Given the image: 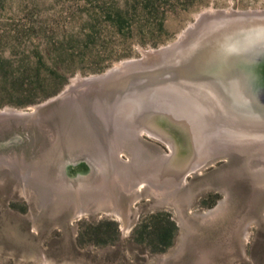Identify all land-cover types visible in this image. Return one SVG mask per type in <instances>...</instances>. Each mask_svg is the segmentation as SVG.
Masks as SVG:
<instances>
[{"label": "rangeland", "instance_id": "1", "mask_svg": "<svg viewBox=\"0 0 264 264\" xmlns=\"http://www.w3.org/2000/svg\"><path fill=\"white\" fill-rule=\"evenodd\" d=\"M208 9L262 10L264 0H0V110L29 114L0 117V264H264L261 127L237 137L217 125L190 146L177 130L163 134L166 125L138 119L123 130L114 112L103 124L84 111L96 136L73 122L62 98L52 99L75 77L175 41ZM148 91L147 103L172 104L164 89ZM75 95L91 102L88 93ZM254 134L262 136L252 142ZM82 160L85 168L72 171ZM168 224L161 248L153 232Z\"/></svg>", "mask_w": 264, "mask_h": 264}, {"label": "bare ground", "instance_id": "2", "mask_svg": "<svg viewBox=\"0 0 264 264\" xmlns=\"http://www.w3.org/2000/svg\"><path fill=\"white\" fill-rule=\"evenodd\" d=\"M237 11H239V10H231V9H228V10H226V9L225 10H209V9L205 10L197 16L196 21L194 23H191L188 28L183 30L178 35V37L175 41H173L167 45L160 46L159 48L142 51V56L140 58L125 60V61H122L120 63H117L115 66H113L112 68L108 69L107 71H105L101 74H95V75H91L88 77H75L73 79L72 83L70 85H68L62 93H60L56 97H53L52 99L62 98L63 104H68L67 106L71 107V111L75 112V113H70L75 117V118L73 117L74 119L72 118L73 122L79 123V125H81L80 121H81V123L83 121L84 123H87V125L89 124V126L91 127V129H89L90 130L89 133H91L92 135L97 136V134H98V132L95 130L96 125L94 123L91 124L88 115H87L88 118L84 115V111H89L90 109H91V111H94V113L96 112L95 114H97V116L99 118H101V120L103 121V124H104L105 118L108 116V119H109L110 117H112L110 113L114 112V114L117 116V121L114 120V121H116L115 124L119 125L120 128H122V127L126 128L127 127L126 129H129V127H131V124L134 122H137V120L139 119V121H141V122H144V121L147 122L148 121V122L152 123V126L162 127V126L166 125L167 129H166V131H163V134L164 133L171 134L170 133L171 130H177V131L181 130L178 127V125H175L173 121L169 120L167 115H165L163 113V111L161 113L157 112L156 109H159V108L154 104H148L149 103L148 102L147 103L148 105L143 104V106L140 107V109L136 108V106H135L136 102L135 101H137V99H139L140 96L137 98L136 95H132V94H136L138 92L139 93L141 92L144 94V93L148 92L149 89H151L149 86H153V84H155L156 88H158L160 90L161 89H164L165 91L166 90H172L171 86L167 87L166 85H164L165 82L158 81V83H157L155 81L162 78L161 76H163V75H161V73H164L168 68L170 69V66H172V63L173 64L175 63L176 69L174 71H176L178 75H182L186 72H188V73L202 72L204 74H207L209 76V78L211 77L210 80L213 83H215L214 85L218 86L221 91L226 93V95H228L230 97V101H232L235 105L242 106L243 108H245V110L247 112L255 113V114H258V116L264 117V19H261V20L259 18H255V20L244 19L243 21L230 22V23L224 24L223 26H220V27H214L213 26L214 21L218 20L216 18V16H218L219 14L234 13ZM247 11H251V10H247ZM256 11H259V10L256 9ZM257 19H259V20H257ZM151 65L152 66L154 65V66L152 67ZM127 75L130 76V78L129 77L127 78L126 77ZM152 75H153V77H152ZM148 83H150V85ZM75 92L80 93V94H85V95H86V93L90 94L89 99H91V102H87L86 104H83V105L78 103L77 99H76ZM162 93H164V92H162ZM171 93L169 91V93H167L164 96L170 97V99H169L170 103H174V94L171 95ZM150 94H152V93H150ZM147 95L148 94L142 95V96H147ZM77 98H78V96H77ZM52 99H49V100H52ZM83 107L85 110H83ZM115 107H117L119 112L114 111ZM171 107H172V104H169L170 109H171ZM66 109H65V113H66ZM151 109H153V110L151 111ZM61 110H60V112H61ZM105 113L107 114V116H105ZM56 114H58V113H56ZM25 115H29V114L26 112H23V111H19L16 109H9V108H6L4 110H0V117H5V118L18 117L19 118V117H24ZM61 116H63V115H61ZM64 116H65V114H64ZM67 120L68 119H66V121ZM118 120L120 122L122 120H124L126 124L122 123L123 121L121 123H119ZM141 122H139V123H141ZM71 125H70V128L73 127V126L71 127ZM94 125H95V127H93ZM85 127H88V126H85ZM124 128H122V129L125 130ZM144 129H146V128H144ZM168 129H170V131ZM83 130L85 132L86 129H83ZM140 130H143V129L138 128L136 131L139 132ZM80 131H81V129H80ZM147 131L150 132L149 129H147ZM137 132H136V134H140ZM182 133H183V131H182ZM78 135H79V133H78ZM121 135H119V137ZM67 136H68V134H67ZM123 137H126V136H123ZM164 137L162 136V138H164ZM182 138L188 141L187 136L186 137L183 136ZM70 139H69V141H70ZM166 139L168 140V138H166ZM131 140H130V142H131ZM93 141H95V140H93ZM120 141H122V140L120 139ZM75 142H77V140H75ZM89 142H90V140H89ZM226 142L229 143L230 141H226ZM127 143H129V142H127ZM167 143H168V141H167ZM211 143H213V142H211ZM240 143H242V142H240ZM246 143H244V144H246ZM262 143H264V142H262ZM78 144H79V142H78ZM81 144H84V143H80V145ZM85 144H87V143H85ZM89 144H92V143H89ZM124 144H126V143L124 142ZM67 145H69V144H67ZM138 145L139 144H137L136 147ZM168 145H169V148H171V145L169 143H168ZM90 146L91 145L88 146V149L90 148ZM139 146H141V145H139ZM238 146H236V147H238ZM126 147H128V146H126ZM216 147L217 146H215V148ZM242 147H243V145H242ZM128 148H130V147H128ZM134 148H135V146H134ZM211 148H212V146H211ZM137 149H138V147H137ZM89 150H91V149H89ZM261 150H263V149H261ZM98 151H99V149H98ZM130 151L132 152V150H130ZM209 152H211V151L209 150ZM93 156L94 155H92V157ZM134 156L135 155L133 154V157ZM167 156H168V154H167ZM139 157H141V156L139 155ZM261 157H263V156H261ZM174 160L175 159L172 158L171 163H173ZM112 161H111V164H112ZM136 161H138V160H136ZM10 162L11 161H9V163ZM85 162L86 161L82 160L76 166H74V164H73V166L71 167L72 171H75V172L82 171L85 168V166L87 165V163H85ZM120 162H121V160H120ZM123 162H125V165L126 164L129 165L128 163H126V161H122V163ZM12 164L10 163V166ZM18 164L19 163H17L15 166L17 167ZM117 164H118V162H117ZM133 164H135V163H133ZM259 166H261V165H259ZM117 169H119V168H117ZM159 169H158V171L160 172L162 169L161 170H159ZM29 171H30V169H29ZM29 171H28V173H29ZM28 173L26 172V174H28ZM26 174L24 175V178L28 177V176H26ZM30 174H31V172H30ZM183 176H184V173L181 175V181H184ZM32 181H33V179H32ZM150 185H152V188L157 190V191H154L156 195H158V194L162 195L161 192H158L159 189H162L160 184L157 185L155 183L153 185L151 183ZM139 186H140V184H139ZM87 190H88V188H87ZM50 194H52V193H50ZM42 197L44 198V196H42ZM112 210L114 211L115 215H117L118 217L120 216V218L122 217V211L119 207H117L116 205H113ZM79 212H80V210H79ZM210 212H213V209H209L205 213H202V214H204V215L206 214V217H207V216H209L207 214H210Z\"/></svg>", "mask_w": 264, "mask_h": 264}, {"label": "water", "instance_id": "3", "mask_svg": "<svg viewBox=\"0 0 264 264\" xmlns=\"http://www.w3.org/2000/svg\"><path fill=\"white\" fill-rule=\"evenodd\" d=\"M216 18L218 20L214 21V27H220L234 21H243L244 19L255 20V18H259L261 20L264 19V9L259 11L239 10L234 13H222L216 16ZM175 66V63H172V66H170L171 70L168 68L164 73H161L163 75L161 76L162 78L155 81L157 83L158 81L165 82L164 85L172 87V90L166 91L167 93L169 91L170 93L172 92L171 95L174 94V103H172L171 109L167 105L165 108L157 106L159 109L156 110L159 113L163 111L169 120L178 125L181 129V132L179 131L181 136H187L190 146H193L196 141H200V132L203 133L202 135L209 137L210 132L218 127L217 125H220L225 132L234 128L236 131L233 136L237 137H244L248 133L244 130L245 128L261 127L262 129L260 130H264L263 116L247 112L242 106L235 105L230 101V97L226 93L214 85L215 83L210 80L211 77L209 78L207 74L202 72H186L178 75L174 71L176 69ZM148 84L150 85V83ZM154 86L155 84L149 87L154 88ZM147 94V96H140L137 99L136 108L140 109L144 103H147L153 97L149 91ZM143 95H146V93ZM224 134L226 136L230 135L229 133ZM261 136L262 134H254L249 140L261 138Z\"/></svg>", "mask_w": 264, "mask_h": 264}, {"label": "trees", "instance_id": "4", "mask_svg": "<svg viewBox=\"0 0 264 264\" xmlns=\"http://www.w3.org/2000/svg\"><path fill=\"white\" fill-rule=\"evenodd\" d=\"M117 18H121L120 13L117 15L116 20H118ZM170 224V223H169ZM168 224V225H169ZM153 234H155V238H159L158 240L161 242V248L164 247L165 245H167L170 242V238L172 235V228L166 225H162L159 228H155Z\"/></svg>", "mask_w": 264, "mask_h": 264}, {"label": "flooded vegetation", "instance_id": "5", "mask_svg": "<svg viewBox=\"0 0 264 264\" xmlns=\"http://www.w3.org/2000/svg\"><path fill=\"white\" fill-rule=\"evenodd\" d=\"M78 163H79V162H75V163H74V166H76ZM69 166H70V165H67V163H65V164L63 165V172H65V174H66L67 177L69 176V174L67 173V169H68ZM67 174H68V175H67ZM70 177H71V176H70Z\"/></svg>", "mask_w": 264, "mask_h": 264}]
</instances>
